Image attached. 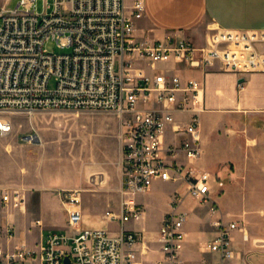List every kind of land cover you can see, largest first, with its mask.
<instances>
[{
	"label": "built area",
	"instance_id": "1",
	"mask_svg": "<svg viewBox=\"0 0 264 264\" xmlns=\"http://www.w3.org/2000/svg\"><path fill=\"white\" fill-rule=\"evenodd\" d=\"M38 0H19L15 7L0 8V136L13 131L9 114L38 109L108 110L121 121L123 138L122 198L118 212L105 217L118 222L113 233L106 228L81 227L82 189L62 192L70 231H51L35 246L25 243L9 251L0 248L8 264H140L139 244L148 248L143 231L125 227L145 217L139 193L156 180L184 182L187 193L210 211L219 210L212 197V172L195 163L202 155L200 113L205 109V86L196 77L184 78L168 62L182 63L210 72H232L240 76L264 72V29L211 27L203 44L173 33L164 38L139 37L136 20L145 13V0H44L46 10H37ZM49 41L70 52H50ZM148 68L152 72L148 71ZM54 82L51 86V82ZM177 112L190 113L178 121ZM168 126L179 141L167 142ZM183 154L186 162L180 159ZM93 177L91 183L98 185ZM13 206H21L20 190L0 192ZM183 196L175 192L168 212L156 233L165 259L179 263L185 245L188 213L179 209ZM217 234L205 244L220 260L203 259L201 264H223L237 254L233 231L250 240L246 227L237 221H215ZM264 251V237L254 241ZM146 249V250H147Z\"/></svg>",
	"mask_w": 264,
	"mask_h": 264
},
{
	"label": "crops",
	"instance_id": "2",
	"mask_svg": "<svg viewBox=\"0 0 264 264\" xmlns=\"http://www.w3.org/2000/svg\"><path fill=\"white\" fill-rule=\"evenodd\" d=\"M208 27L264 29V0H145V13L136 20V34L139 37L162 39L177 33L191 37L198 45L204 43ZM158 68L171 69L173 73L184 78L196 77L203 80L205 109L200 113L199 126L202 155L195 165L212 172L222 183V188L215 184L212 194L219 205L217 212L212 213L209 204L207 211L195 215L193 222L189 208L182 207L181 204L179 206V209L188 213L182 264H201L203 259L220 260L218 253L209 252L205 248V244L217 234L215 221L219 219L224 222L237 221L244 225L250 237L245 242L240 230L233 231V246L237 254L223 264H264V251L258 250L254 243L257 238L264 237V216L257 214L263 208L260 206L261 202L252 197L264 196V72L249 73L244 77L232 72L218 71L204 75L199 69L173 61L159 64ZM148 71L152 72L150 68ZM189 116L190 113H176L177 120L182 122L187 121ZM180 139L172 127L168 126L167 142ZM254 153L259 155L260 164L253 162ZM180 159L186 162L183 154ZM120 169L121 187L122 166ZM48 176L56 177L51 173ZM84 181L82 176L80 180L70 178L62 183L51 180L30 182L0 174V192L12 193L20 190L24 196L23 204L15 207L11 202L3 201L0 195V248L9 251L21 243L35 246L51 231H70L62 192L63 189L73 188L72 184ZM180 184H184L187 191V185L184 182ZM32 185L34 187H29ZM175 192L176 189L168 196V209L160 215L159 227L164 216L172 210L171 197ZM95 195L92 194L87 199L82 196L83 218L80 226L109 229L105 217L107 210L104 213H95L98 211L95 206L98 199ZM188 196L190 203L197 202ZM256 202L259 204L255 205ZM253 211L255 214L251 213ZM205 214L211 217L210 231L205 230L207 228L200 223L201 216ZM146 220L145 210V217L140 222ZM246 220L252 223V234ZM145 226L147 224L141 228ZM141 228L137 231H143ZM209 233L211 238L207 239ZM155 236L147 242L149 250L142 244L137 246L140 264H160L159 260L162 264H168ZM0 264L8 263L0 257ZM27 264L41 263L33 260Z\"/></svg>",
	"mask_w": 264,
	"mask_h": 264
},
{
	"label": "rangeland",
	"instance_id": "3",
	"mask_svg": "<svg viewBox=\"0 0 264 264\" xmlns=\"http://www.w3.org/2000/svg\"><path fill=\"white\" fill-rule=\"evenodd\" d=\"M18 1L0 0V8L5 4L15 7ZM37 10L39 12L46 10L44 0L37 1ZM210 29L211 27H208V31ZM45 47L50 52H70L69 49H62L52 41L47 42ZM53 84L52 81L51 86ZM9 116L14 128L7 136H0V174L11 175L15 180L30 182L51 180L58 183L67 182L70 178L80 180L83 176L84 182L71 186L82 189V196L86 199L96 194L95 197L98 200L95 206L98 211L95 213L100 214V211L104 213L106 210L118 212L122 198L119 178L124 142L121 137V121L114 111L38 109L32 113L13 112ZM260 161L259 155L254 153L253 162L260 164ZM49 173L56 177L48 178ZM93 177L95 181H99L98 185L91 183ZM102 177L103 183L100 184ZM219 187L222 188V185ZM175 189L183 196L181 206L189 208L192 221L195 215L198 216L207 211L209 203H201L197 199L195 203L189 202L190 197L185 191L184 184L156 180L150 190L136 196V199L145 206L147 220L145 222L129 221L125 227L137 230L147 224L141 229L148 240L152 239L159 227L160 215L168 209V196ZM252 197L261 202L260 206L263 210L257 214L264 216V196ZM258 204V202L255 203V205ZM251 213L255 214V211ZM106 222L109 231L119 230L115 220L107 219ZM200 223L202 227L207 228L205 230H211L210 216L206 214L201 216ZM246 224L252 234V223L246 220ZM206 238H211L210 233ZM184 250L185 245L180 253L178 264L183 263ZM158 262L162 264V261ZM167 263L171 264L169 261Z\"/></svg>",
	"mask_w": 264,
	"mask_h": 264
},
{
	"label": "water",
	"instance_id": "4",
	"mask_svg": "<svg viewBox=\"0 0 264 264\" xmlns=\"http://www.w3.org/2000/svg\"><path fill=\"white\" fill-rule=\"evenodd\" d=\"M65 264H70V259L69 257H66L65 260H64Z\"/></svg>",
	"mask_w": 264,
	"mask_h": 264
}]
</instances>
